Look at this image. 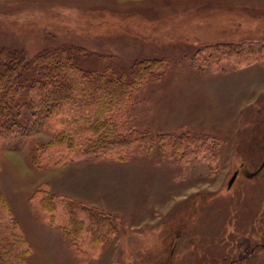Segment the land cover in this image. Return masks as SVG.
<instances>
[{
	"label": "rangeland",
	"instance_id": "rangeland-1",
	"mask_svg": "<svg viewBox=\"0 0 264 264\" xmlns=\"http://www.w3.org/2000/svg\"><path fill=\"white\" fill-rule=\"evenodd\" d=\"M248 42H264V0H0V47L29 56L81 47L102 67L110 55L123 68L166 58L165 75L142 88L122 122L192 140L187 160L135 144L124 160L82 158L46 172L28 166L27 148L5 150L0 186L34 238L25 234L30 264H264V64L195 58L206 46ZM199 147L207 149L195 155ZM43 183L116 217L121 234L93 256L77 254L28 207Z\"/></svg>",
	"mask_w": 264,
	"mask_h": 264
},
{
	"label": "trees",
	"instance_id": "trees-1",
	"mask_svg": "<svg viewBox=\"0 0 264 264\" xmlns=\"http://www.w3.org/2000/svg\"><path fill=\"white\" fill-rule=\"evenodd\" d=\"M93 56L84 48L65 45L32 56L14 46L0 47V167L5 150L24 147L28 166L40 172L82 158L124 160L135 144L140 151L158 144L188 159L189 136L136 134L125 130L121 118L149 81L165 75L166 58L123 68L108 58L111 55L101 57L103 67L91 63ZM195 58L213 65L264 64V42L206 46L196 50ZM40 133L49 136L46 144L34 141ZM206 149L199 147L195 155ZM27 204L42 221L70 238L79 255H95L122 232L116 217L52 193L47 183L35 189ZM30 254L28 239L0 186V264H30Z\"/></svg>",
	"mask_w": 264,
	"mask_h": 264
},
{
	"label": "crops",
	"instance_id": "crops-1",
	"mask_svg": "<svg viewBox=\"0 0 264 264\" xmlns=\"http://www.w3.org/2000/svg\"><path fill=\"white\" fill-rule=\"evenodd\" d=\"M22 227H23V226H22ZM23 229H24V228H23ZM24 232H25V230H24ZM25 234L27 235V237H28L30 243H31V244L34 243V242H33V239H34V238L30 237V235H29L28 233H26V232H25ZM31 251H32V247H31Z\"/></svg>",
	"mask_w": 264,
	"mask_h": 264
},
{
	"label": "water",
	"instance_id": "water-1",
	"mask_svg": "<svg viewBox=\"0 0 264 264\" xmlns=\"http://www.w3.org/2000/svg\"><path fill=\"white\" fill-rule=\"evenodd\" d=\"M235 178H236V173L233 175V177L229 181V185H231L233 183V181L235 180Z\"/></svg>",
	"mask_w": 264,
	"mask_h": 264
}]
</instances>
